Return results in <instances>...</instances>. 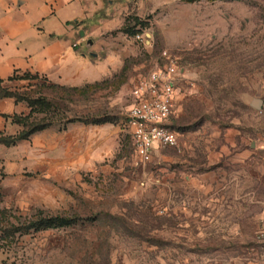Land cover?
Masks as SVG:
<instances>
[{
	"label": "rangeland",
	"instance_id": "1",
	"mask_svg": "<svg viewBox=\"0 0 264 264\" xmlns=\"http://www.w3.org/2000/svg\"><path fill=\"white\" fill-rule=\"evenodd\" d=\"M105 8L110 75L80 87L10 81L12 92L45 102L27 126L52 125L0 146V238L40 212L92 220L0 240V264H264V0ZM164 52L183 71L170 121L179 144L143 162L122 124L132 89L166 64ZM100 117L113 123L60 131Z\"/></svg>",
	"mask_w": 264,
	"mask_h": 264
},
{
	"label": "crops",
	"instance_id": "2",
	"mask_svg": "<svg viewBox=\"0 0 264 264\" xmlns=\"http://www.w3.org/2000/svg\"><path fill=\"white\" fill-rule=\"evenodd\" d=\"M112 1L0 0V80L7 86L15 73L26 72L66 87L103 80L110 75L112 57L104 35L113 25L105 3ZM24 109L13 98L0 100V132L19 133L12 117Z\"/></svg>",
	"mask_w": 264,
	"mask_h": 264
},
{
	"label": "built area",
	"instance_id": "3",
	"mask_svg": "<svg viewBox=\"0 0 264 264\" xmlns=\"http://www.w3.org/2000/svg\"><path fill=\"white\" fill-rule=\"evenodd\" d=\"M135 39L142 40L141 35ZM165 65L156 67L132 89L123 129L131 135L137 157L149 162L158 149L174 148L179 144V134L170 125L175 115L179 81L183 71L177 62L163 53ZM264 243V230L258 236Z\"/></svg>",
	"mask_w": 264,
	"mask_h": 264
},
{
	"label": "trees",
	"instance_id": "4",
	"mask_svg": "<svg viewBox=\"0 0 264 264\" xmlns=\"http://www.w3.org/2000/svg\"><path fill=\"white\" fill-rule=\"evenodd\" d=\"M140 32H136L133 35L137 36L140 35ZM40 77L39 74H32L30 72H26L23 74H14L8 81H12L14 79H35ZM5 80H0V100L13 98L17 103L25 102L30 109L29 116L23 115H14L12 117L13 123L17 124L23 129L17 133L16 135H5V133L0 132V145L5 146L7 148L15 147L22 142H28L30 139L37 133L42 132L49 127H51L52 122H39L34 123L31 122L30 126H27V122L29 117L33 115L34 111L40 107L39 105L45 106V102H39L35 99L27 98L25 96H21L12 92L8 87L5 85ZM49 105H47L48 107ZM42 108V107H40ZM5 118H9V116H5ZM73 123H82L84 125H93V126H102L108 123H113L111 118L108 117H100V118H74L65 121L60 128V131H67V127L69 124ZM92 219L90 218H78V217H60V216H49L44 215L42 212L38 214V217L27 223L20 224L19 226L12 225L10 228H7L3 231V234L0 240H15L17 235L25 236L31 235L34 233L45 232L49 230H56L62 229L67 227H75L79 224H86L90 222Z\"/></svg>",
	"mask_w": 264,
	"mask_h": 264
},
{
	"label": "water",
	"instance_id": "5",
	"mask_svg": "<svg viewBox=\"0 0 264 264\" xmlns=\"http://www.w3.org/2000/svg\"><path fill=\"white\" fill-rule=\"evenodd\" d=\"M81 36L84 38V36H85L84 31L81 32ZM89 44H92V41H89ZM254 105H255L256 107H260L261 102H260L259 100H256V101L254 102Z\"/></svg>",
	"mask_w": 264,
	"mask_h": 264
}]
</instances>
